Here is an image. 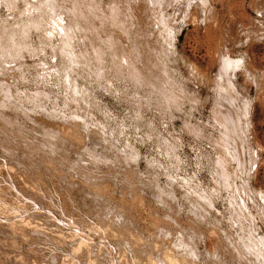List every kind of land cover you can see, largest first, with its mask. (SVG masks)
Here are the masks:
<instances>
[{
  "label": "rangeland",
  "instance_id": "rangeland-1",
  "mask_svg": "<svg viewBox=\"0 0 264 264\" xmlns=\"http://www.w3.org/2000/svg\"><path fill=\"white\" fill-rule=\"evenodd\" d=\"M0 207V264H264V0H0Z\"/></svg>",
  "mask_w": 264,
  "mask_h": 264
},
{
  "label": "bare ground",
  "instance_id": "bare-ground-1",
  "mask_svg": "<svg viewBox=\"0 0 264 264\" xmlns=\"http://www.w3.org/2000/svg\"><path fill=\"white\" fill-rule=\"evenodd\" d=\"M39 1H40V0H39ZM59 2H60V1H59ZM52 3H53V2H52ZM42 4H43V3H42ZM55 4H56V2H55ZM39 5H40V4H39ZM53 6H54V5H53ZM58 8H59V7H58ZM58 8H57V9H58ZM49 9H50V8H49ZM52 10H53V9H52ZM63 11H64V10H63ZM51 12H52V11H51ZM59 12H61V11L59 10ZM67 12H68V11H67ZM49 13H50V12H49ZM52 13H53V12H52ZM61 13H62V12H61ZM53 15H54V14H53ZM65 15H66V14H65ZM54 16H55V15H54ZM59 16H61V15H59ZM79 17H80V16H79ZM59 19H60V18H59ZM51 20H52V19H51ZM57 21H59V20H57ZM62 21H64V20H62ZM74 21H75V20H74ZM66 22H67V21H66ZM66 22H65V23H66ZM61 23H62V22H61ZM81 23H82V21H81ZM63 24H64V23H63ZM66 24H67V23H66ZM64 25H65V24H64ZM64 25H63V26H64ZM86 26H87V25H86ZM64 27H65L66 30L63 28V31H65V32L67 31V34H68L69 32H68V30H67V29H68L67 27H69V26H67V27L64 26ZM59 28H60V27H59ZM61 28H62V27H61ZM65 32H64V33H65ZM67 34H66V35H67ZM69 34H70V33H69ZM69 37H70V35H69ZM72 38H74V37H72ZM69 39H71V38H69ZM69 41H70V40H69ZM134 69H136V68H134ZM230 84H231V83H230ZM231 86H232V85H231ZM230 89H231V88H230ZM232 89H233V86H232ZM247 114H248V113H247ZM224 119H225V118H224ZM225 121H226V120H225ZM230 124H232V123H230ZM236 124H238V123H236ZM231 127L233 128L232 125H231ZM234 127H235V126H234ZM224 128H226V127H224ZM236 129H237V127H235L234 130H236ZM227 130H228V128H227ZM227 130H226V131H227ZM229 132H230V130L228 131V133H229ZM230 134H231V133H230ZM0 208H1V207H0ZM13 208H14V207H13ZM10 210H11V209H10ZM6 212H7V211H6ZM7 214H8V213H7ZM11 214H12V213H11ZM18 220H19V219H18ZM1 222H2V221H1ZM17 222H18V221H17ZM21 222H22V221H21ZM24 223H25V222H24ZM27 223H28V222H27ZM7 226H8V225H7ZM22 226H23V225H22ZM10 227H11V226H10ZM19 227H20V226H19ZM12 228H13V227H12ZM28 229H29V228H28ZM19 230H20V229H19ZM17 231H18V229H17ZM14 233H15V232H14ZM82 243H85V242H82ZM79 245H80V244H79ZM88 256H90V255H88ZM163 258H164V257H163ZM170 258H171V257H170ZM173 259H174V258H173ZM169 260H171V259H169ZM88 261H89V260H88ZM172 261H173V260H172ZM172 261H171V262H172ZM88 263H89V262H88ZM90 264H91V263H90ZM94 264H95V263H94ZM176 264H177V263H176Z\"/></svg>",
  "mask_w": 264,
  "mask_h": 264
}]
</instances>
